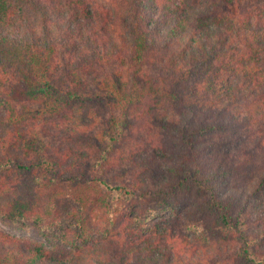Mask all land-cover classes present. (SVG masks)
Masks as SVG:
<instances>
[{"label": "trees", "instance_id": "trees-1", "mask_svg": "<svg viewBox=\"0 0 264 264\" xmlns=\"http://www.w3.org/2000/svg\"><path fill=\"white\" fill-rule=\"evenodd\" d=\"M0 109V264H264V0H0Z\"/></svg>", "mask_w": 264, "mask_h": 264}, {"label": "rangeland", "instance_id": "rangeland-1", "mask_svg": "<svg viewBox=\"0 0 264 264\" xmlns=\"http://www.w3.org/2000/svg\"><path fill=\"white\" fill-rule=\"evenodd\" d=\"M2 112H3V110L0 109V113H2ZM56 139L59 140V138H56ZM98 143H100V142H98ZM116 146H120V149H122V147L125 148V143L118 142L116 144ZM120 172L121 173L125 172V166H123L122 168L118 167V168H112L111 169L112 175L118 174ZM125 176H127V175L125 174ZM237 181H238V179H237ZM244 182L245 181H243V183ZM245 184H246V182H245ZM70 206H71L70 202L64 204L65 208H68ZM160 216L161 215L154 217L153 219H151V221H156L157 219L160 218ZM0 229L4 230L6 232H9L13 235H17V236H19V237H21L27 241L30 240V241H34V242H44L46 244H49V242L47 240H45L34 227H21V226H18L16 224L12 223L9 220H1L0 219Z\"/></svg>", "mask_w": 264, "mask_h": 264}]
</instances>
